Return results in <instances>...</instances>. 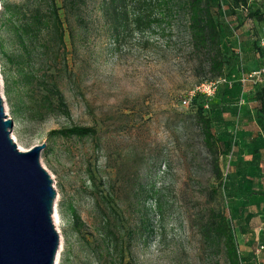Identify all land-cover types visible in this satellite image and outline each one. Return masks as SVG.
<instances>
[{"label":"rangeland","instance_id":"obj_1","mask_svg":"<svg viewBox=\"0 0 264 264\" xmlns=\"http://www.w3.org/2000/svg\"><path fill=\"white\" fill-rule=\"evenodd\" d=\"M3 1L27 6L34 0H0V12ZM100 1L87 0L77 18L69 17L71 79L63 75L61 81L69 118L15 119L4 96L0 60L14 143L23 152L44 145L39 162L56 192L54 227L60 237L54 264H226L199 232L212 211L227 218L241 264H264L259 249L264 247V113L258 100L264 89V0L235 10L227 0H209L224 62L219 77L192 49L181 13L165 28L115 43ZM60 14L64 18L63 10ZM0 38L6 55L13 54L9 32L0 31ZM219 79L224 82L211 97L197 94L183 105L201 83ZM194 105H203L211 120L220 186ZM73 125L93 127L96 136L49 135ZM107 216L109 227L102 220ZM108 231L118 239L121 261L107 253Z\"/></svg>","mask_w":264,"mask_h":264},{"label":"trees","instance_id":"obj_2","mask_svg":"<svg viewBox=\"0 0 264 264\" xmlns=\"http://www.w3.org/2000/svg\"><path fill=\"white\" fill-rule=\"evenodd\" d=\"M227 1L231 9L235 10L246 9L249 0ZM61 3L62 7L57 0H34L27 6L10 5L4 1L2 3L0 31H8L16 46L15 52L8 56L0 38L3 91L15 119L21 115L30 120H44L51 114L70 117L61 89L63 75L71 79L66 36L73 44L69 17L77 18L81 10L86 8L87 0H61ZM219 6L220 2H217V7ZM61 10L64 11V18L61 17ZM99 10L104 18L106 31L115 43L125 40L133 33H151L165 28L175 14L181 13L186 18L192 49L206 57L212 76L219 77L222 74L224 62L219 28L209 0H101ZM6 65L8 71H5ZM258 100L260 110L264 113V89L260 91ZM195 101L196 99L192 106ZM194 108L195 120L212 158L213 176L220 186L222 172L218 164L219 145L212 133L211 120L203 114V105ZM49 135L64 139H84L95 137L96 131L93 127L73 125L51 131ZM72 220L75 231L80 234V219L74 210ZM102 220L104 225L110 226L108 216ZM199 232L206 244L216 252L223 253L226 264H241L234 235L224 214L212 211L207 223L200 226ZM104 235L108 255L121 261L123 251L118 250L119 253H116L117 237L110 231Z\"/></svg>","mask_w":264,"mask_h":264},{"label":"water","instance_id":"obj_3","mask_svg":"<svg viewBox=\"0 0 264 264\" xmlns=\"http://www.w3.org/2000/svg\"><path fill=\"white\" fill-rule=\"evenodd\" d=\"M0 89V264H54L60 237L56 192L39 162L44 145L20 151Z\"/></svg>","mask_w":264,"mask_h":264},{"label":"built area","instance_id":"obj_4","mask_svg":"<svg viewBox=\"0 0 264 264\" xmlns=\"http://www.w3.org/2000/svg\"><path fill=\"white\" fill-rule=\"evenodd\" d=\"M260 74V73H259ZM245 81V78L243 79ZM224 79L214 80V81H206L201 83L199 86H197L191 93L190 97L188 99H184L182 101L183 105L189 106L191 104L192 99L197 95L201 94L205 97H211L215 90L219 87V84L223 83Z\"/></svg>","mask_w":264,"mask_h":264},{"label":"crops","instance_id":"obj_5","mask_svg":"<svg viewBox=\"0 0 264 264\" xmlns=\"http://www.w3.org/2000/svg\"><path fill=\"white\" fill-rule=\"evenodd\" d=\"M259 249H260V250H263V249H264V247H263L262 245H260V246H259Z\"/></svg>","mask_w":264,"mask_h":264},{"label":"bare ground","instance_id":"obj_6","mask_svg":"<svg viewBox=\"0 0 264 264\" xmlns=\"http://www.w3.org/2000/svg\"><path fill=\"white\" fill-rule=\"evenodd\" d=\"M11 138H12V137H11ZM12 140H13V139H12ZM54 218H55V215H53V224L56 225V224L54 223Z\"/></svg>","mask_w":264,"mask_h":264}]
</instances>
